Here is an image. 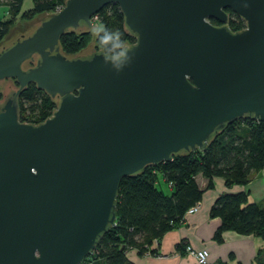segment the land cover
Listing matches in <instances>:
<instances>
[{
  "label": "water",
  "instance_id": "water-1",
  "mask_svg": "<svg viewBox=\"0 0 264 264\" xmlns=\"http://www.w3.org/2000/svg\"><path fill=\"white\" fill-rule=\"evenodd\" d=\"M110 3L135 38L124 55L94 51L93 37L64 55L60 37L91 29ZM226 9L243 29L228 28ZM9 78L17 88L8 81L0 99V264H80L115 224L122 177L205 150L235 119L264 120V0H65L0 43V82ZM31 83L57 102L38 124L18 117Z\"/></svg>",
  "mask_w": 264,
  "mask_h": 264
},
{
  "label": "trees",
  "instance_id": "trees-1",
  "mask_svg": "<svg viewBox=\"0 0 264 264\" xmlns=\"http://www.w3.org/2000/svg\"><path fill=\"white\" fill-rule=\"evenodd\" d=\"M23 1L0 0L9 12L6 19L0 20V42L8 35L17 15L26 20L46 13L50 15L56 6L65 4V0H31L32 7L21 11ZM226 12L229 15L226 25L231 31L245 27L239 16L229 9ZM94 17L95 24L103 22L106 29L93 37L94 51L115 56L124 45L135 42L124 25L123 14L117 4L105 5ZM106 32L108 35L118 32L119 38L104 42ZM91 40L90 27L69 29L59 39L60 51L66 56H76ZM13 82L17 86L15 79ZM56 105V100L45 91L38 90L33 83L28 84L18 96L19 120H28L32 124L43 122L51 116ZM262 168L264 120L242 117L226 124L212 137L205 150L181 152L173 155L170 161L150 164L138 173L122 177L115 200V224L100 236L95 248L80 264H134L125 254L130 248L136 249L139 256L158 255L157 250L151 248L153 242L177 227L188 208L202 198L204 190L196 183L197 175L207 179L206 188H211L214 177L222 178L225 186L230 188L246 185ZM159 175L171 186L170 194L159 188ZM209 216L220 219V225L214 232L217 242L222 241V233L227 230L264 239V205L251 202L244 191L220 194L211 205ZM176 249L182 251L185 245L180 243ZM232 257L230 255V261ZM230 261L207 264H233ZM253 264H264L263 250L256 252Z\"/></svg>",
  "mask_w": 264,
  "mask_h": 264
},
{
  "label": "crops",
  "instance_id": "crops-1",
  "mask_svg": "<svg viewBox=\"0 0 264 264\" xmlns=\"http://www.w3.org/2000/svg\"><path fill=\"white\" fill-rule=\"evenodd\" d=\"M23 3L24 1L22 5ZM7 9L5 4L0 3V20L8 16ZM159 180L166 184V194H170L171 186L164 181L161 175L158 176ZM196 183L200 189L204 190L199 201V209L194 213L185 214L177 227L164 233L159 241L153 242L151 248L156 249L158 255L139 256L136 249H128L125 254L131 262L134 264H198L185 249L182 251L176 249L180 243L185 246L189 245L193 249L205 248L208 251V263L230 261V255H233L230 261L233 264H253L256 252L264 251V239L255 235H241L229 230L224 231L222 241L217 242L214 239V232L220 225V219L209 216L211 205L220 194L225 192L244 191L248 193L251 202L264 205V168L254 173L246 185H233L228 188L222 178L214 177L211 188H206L207 179L201 175L196 176Z\"/></svg>",
  "mask_w": 264,
  "mask_h": 264
},
{
  "label": "rangeland",
  "instance_id": "rangeland-1",
  "mask_svg": "<svg viewBox=\"0 0 264 264\" xmlns=\"http://www.w3.org/2000/svg\"><path fill=\"white\" fill-rule=\"evenodd\" d=\"M8 8V7H7ZM28 8H31V0H24V3L22 5V9L21 11H24V10H27ZM8 10V9H7ZM49 13H46V14H42V15H39V16H35L33 17L32 19H28L26 20L25 18L23 17H20V14L16 16V18H14V21H13V24H12V27L8 33V35L5 37V39H7L16 29H23L25 27H27L28 25H32V24H35L37 23L40 19L46 17V15H48ZM8 16H9V12H8ZM8 16L4 17L3 19H6ZM92 22L94 23L95 25V17L92 18ZM93 37V36H92ZM4 39V40H5ZM94 39V38H93ZM91 42V41H90ZM89 42V43H90ZM87 47V46H86ZM94 42H93V49H94ZM8 81H11L12 85L15 86V88H17L16 84L13 82V80H10V79H7L5 81H2L0 82V97L2 98L3 97V89H4V86L5 84L8 82ZM158 186L159 188L164 192V193H167V187H166V184L165 183H162V181H158ZM188 253V252H187ZM194 258V257H193Z\"/></svg>",
  "mask_w": 264,
  "mask_h": 264
},
{
  "label": "built area",
  "instance_id": "built-area-1",
  "mask_svg": "<svg viewBox=\"0 0 264 264\" xmlns=\"http://www.w3.org/2000/svg\"><path fill=\"white\" fill-rule=\"evenodd\" d=\"M62 6H56L55 10L52 13H57L61 10ZM25 123H30L28 120L24 121ZM200 207V203H196L192 205L188 210L186 211V214H191L196 212ZM157 243V242H156ZM185 251L188 252V254L196 260L198 264H207L208 263V251L205 248L202 249H193L189 245L185 246Z\"/></svg>",
  "mask_w": 264,
  "mask_h": 264
},
{
  "label": "clouds",
  "instance_id": "clouds-1",
  "mask_svg": "<svg viewBox=\"0 0 264 264\" xmlns=\"http://www.w3.org/2000/svg\"><path fill=\"white\" fill-rule=\"evenodd\" d=\"M101 31H106L105 24L103 22H98L97 24L93 25L90 29V32H91L93 37L96 36ZM114 38H116V39L119 38L118 32H113L112 35H108L106 32L105 36L103 37V40H104V42H107L108 40L114 39ZM124 47H126V46L124 45ZM120 55L121 56L124 55L123 49L121 50Z\"/></svg>",
  "mask_w": 264,
  "mask_h": 264
},
{
  "label": "flooded vegetation",
  "instance_id": "flooded-vegetation-1",
  "mask_svg": "<svg viewBox=\"0 0 264 264\" xmlns=\"http://www.w3.org/2000/svg\"><path fill=\"white\" fill-rule=\"evenodd\" d=\"M214 25H220V23L218 22V21H213L212 22ZM10 79V78H9ZM5 80H7V79H5ZM10 80H13V79H10Z\"/></svg>",
  "mask_w": 264,
  "mask_h": 264
}]
</instances>
